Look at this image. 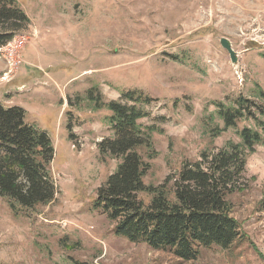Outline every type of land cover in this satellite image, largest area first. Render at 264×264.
Listing matches in <instances>:
<instances>
[{"label": "rangeland", "instance_id": "rangeland-1", "mask_svg": "<svg viewBox=\"0 0 264 264\" xmlns=\"http://www.w3.org/2000/svg\"><path fill=\"white\" fill-rule=\"evenodd\" d=\"M16 1L33 29L44 31L36 49L45 67H25V46L32 50L27 28L20 69L11 76L0 62V104L25 108V122L51 139L57 193L49 204L17 215L0 198V264H264V147L246 159V187L228 197L244 239L182 261L115 236L113 223L95 210L96 191L119 160L99 155L97 143L111 135L104 122L109 113L93 111L87 99L90 89L105 101L127 91L153 99L144 107L149 117L139 123L162 133L152 135L153 158L139 152L149 164L144 184L159 186L201 151L236 141L231 129L212 138L204 119L215 112L213 102L227 104L238 95L255 100L253 88L264 90V0ZM53 23L54 30H46ZM30 71L44 78L32 86ZM49 87L53 95L40 90ZM138 198L149 200L146 193Z\"/></svg>", "mask_w": 264, "mask_h": 264}, {"label": "trees", "instance_id": "trees-1", "mask_svg": "<svg viewBox=\"0 0 264 264\" xmlns=\"http://www.w3.org/2000/svg\"><path fill=\"white\" fill-rule=\"evenodd\" d=\"M29 24L16 0H0V47L22 35ZM87 95L93 111L109 113L104 122L111 135L97 143L99 155L119 160L97 189L94 201L95 210L113 223L115 236L169 252L182 261L196 260L202 249H228L236 240L244 239L231 216L228 197L246 187V159L257 147H264L262 88H253L251 96L255 100L238 95L227 104L213 102L215 112L205 117L204 128L210 130L212 138L231 129L236 141H226L215 152L201 151L197 161L184 162L179 171L155 187L143 182L149 164L139 152L143 149L148 158H153L152 135L162 133L154 125L139 123L149 117L144 107L153 99L136 91L108 101L96 89H90ZM67 103L72 106L71 101ZM25 115L20 106L0 104V198L14 215L49 204L57 193L49 171L54 160L51 139L26 123ZM67 132L73 141L69 119ZM140 193L149 196L147 203L138 198Z\"/></svg>", "mask_w": 264, "mask_h": 264}, {"label": "crops", "instance_id": "crops-1", "mask_svg": "<svg viewBox=\"0 0 264 264\" xmlns=\"http://www.w3.org/2000/svg\"><path fill=\"white\" fill-rule=\"evenodd\" d=\"M20 7L23 9V7L21 5H20ZM23 11L26 13V15L28 16V18L30 20V26L28 27V30L25 33H26V35H28L30 37V42L28 43V45L30 44V46H32V50L31 49H29V50L26 49V46H25V49H24V52H23L24 64H25L26 68H29V69L31 68V69L38 70L40 68L45 67V64L43 63L44 56H43L42 52L37 51V49H36V48H39V45L41 43L42 34H44V31L41 32L40 29H38L37 27L33 29V26H34L33 25V19L31 18V16L24 9H23ZM49 28L54 30L53 29V28H55L54 27V23L50 24V26H47L46 30H49ZM64 61L65 60L62 59V60H60V63H64ZM50 63H52V62H50ZM70 65H72V62H71ZM31 73L35 74L31 78L29 77L30 79H28L31 83L34 81V84H31L32 86H34L35 84H37V82H39V80L44 78V76L38 75L37 72H31ZM67 82H69V80H66L65 83H67ZM24 84H26V83H24ZM46 85H47V82H46ZM32 86L28 87L31 92L33 90H37V88H33ZM22 87L24 88V86H22ZM40 90H42L43 93H48L49 95H53L54 94L52 87L51 88L50 87L49 88H45V89L41 88ZM23 109L25 110V108H23Z\"/></svg>", "mask_w": 264, "mask_h": 264}, {"label": "built area", "instance_id": "built-area-1", "mask_svg": "<svg viewBox=\"0 0 264 264\" xmlns=\"http://www.w3.org/2000/svg\"><path fill=\"white\" fill-rule=\"evenodd\" d=\"M25 37L20 35L0 47V62L4 66V71L9 75L15 74L23 64L22 52L25 45Z\"/></svg>", "mask_w": 264, "mask_h": 264}, {"label": "water", "instance_id": "water-1", "mask_svg": "<svg viewBox=\"0 0 264 264\" xmlns=\"http://www.w3.org/2000/svg\"><path fill=\"white\" fill-rule=\"evenodd\" d=\"M220 45L228 53L231 62H235V54H234V51L232 50L229 42L225 38H222L220 40Z\"/></svg>", "mask_w": 264, "mask_h": 264}]
</instances>
